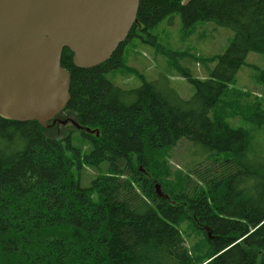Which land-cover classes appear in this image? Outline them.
Wrapping results in <instances>:
<instances>
[{
	"label": "trees",
	"instance_id": "obj_1",
	"mask_svg": "<svg viewBox=\"0 0 264 264\" xmlns=\"http://www.w3.org/2000/svg\"><path fill=\"white\" fill-rule=\"evenodd\" d=\"M175 14L186 35L202 21L234 30L223 55L203 58L217 63L207 78L176 67L195 87L189 100L124 58L139 26L154 43L149 30ZM249 52L264 54V0H140L128 39L102 64L78 68L65 48L71 98L56 123L0 117V264H264V155H250L249 130L227 121L262 127L264 110L222 102ZM251 66L264 85V70ZM122 68L141 86L107 78ZM184 139L230 156L183 173L170 151ZM89 169L96 173L86 180ZM185 221L201 234L191 246L179 228Z\"/></svg>",
	"mask_w": 264,
	"mask_h": 264
},
{
	"label": "water",
	"instance_id": "obj_2",
	"mask_svg": "<svg viewBox=\"0 0 264 264\" xmlns=\"http://www.w3.org/2000/svg\"><path fill=\"white\" fill-rule=\"evenodd\" d=\"M139 3L0 0V117L49 126L71 98V74L61 65L64 49L72 52L78 68L102 64L127 39ZM156 187L162 195L161 186Z\"/></svg>",
	"mask_w": 264,
	"mask_h": 264
},
{
	"label": "rangeland",
	"instance_id": "obj_3",
	"mask_svg": "<svg viewBox=\"0 0 264 264\" xmlns=\"http://www.w3.org/2000/svg\"><path fill=\"white\" fill-rule=\"evenodd\" d=\"M149 31L157 41L154 43L144 41L143 39H151L149 33L138 31V36L130 39L124 47L126 63L139 70L140 74L154 81L156 85L160 81H167L165 89L175 91L186 100L194 95L195 87L176 67L182 66L188 69L192 77L207 78L217 63L204 61L203 58L223 55L234 36V30L231 27L220 25L214 21L199 22L193 32L186 35L178 14L164 19ZM175 52H190L195 57L175 56ZM251 64L264 70V54L248 53L246 64L241 66L232 83L228 84L227 95L222 100V102L229 100L231 103L229 107L251 108L253 103L260 102L264 110V85L257 82L258 71ZM106 76L117 86L127 89L136 88L142 84L138 75L124 68L110 71ZM227 121L235 127H244L249 130L250 155H264V126L257 127L254 122L240 116L228 117ZM191 142L184 139L172 153L170 151L173 156L182 158L179 160L177 169H181L183 173L191 174L190 169L197 164L203 163L201 167H204L210 164L211 160L216 158L222 160L225 156H230V153H204L201 151L203 148L200 145ZM191 163H193V167ZM95 173L96 171L92 169L87 170L85 179L90 180ZM83 185L85 184L83 183ZM195 185L196 179L190 182L189 190ZM188 186L189 184L187 189ZM173 191L176 190L173 189ZM169 192H172V189H169ZM179 228L187 245L196 244L201 234L192 222L185 221ZM204 229L206 231L207 228L204 227ZM204 250L205 248H202L199 252L203 253Z\"/></svg>",
	"mask_w": 264,
	"mask_h": 264
},
{
	"label": "bare ground",
	"instance_id": "obj_4",
	"mask_svg": "<svg viewBox=\"0 0 264 264\" xmlns=\"http://www.w3.org/2000/svg\"><path fill=\"white\" fill-rule=\"evenodd\" d=\"M119 46H120V45H119ZM118 48H119V47H118ZM118 48H117V49H118Z\"/></svg>",
	"mask_w": 264,
	"mask_h": 264
},
{
	"label": "flooded vegetation",
	"instance_id": "obj_5",
	"mask_svg": "<svg viewBox=\"0 0 264 264\" xmlns=\"http://www.w3.org/2000/svg\"><path fill=\"white\" fill-rule=\"evenodd\" d=\"M138 36V35H137Z\"/></svg>",
	"mask_w": 264,
	"mask_h": 264
}]
</instances>
